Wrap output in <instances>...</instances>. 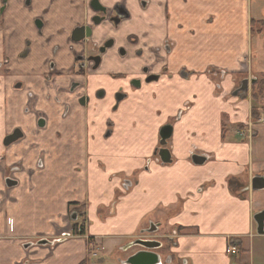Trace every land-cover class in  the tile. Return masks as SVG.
I'll return each mask as SVG.
<instances>
[{
  "label": "crops",
  "instance_id": "0c3cea01",
  "mask_svg": "<svg viewBox=\"0 0 264 264\" xmlns=\"http://www.w3.org/2000/svg\"><path fill=\"white\" fill-rule=\"evenodd\" d=\"M261 21L264 0H151L147 14L136 19V32H146L144 41L155 49L169 40L172 52L137 60L136 79L143 77V65H152L153 73L167 66L168 74L128 90L130 99L116 112L109 101L91 106L76 138L74 122L55 114L46 129H38L36 115L25 112V94L12 89L16 78L31 72L28 81L39 83L29 85L39 93V63L15 62L17 77L10 79L0 74V165L8 170L22 163L10 197L4 196L0 169V264L88 263L92 245L83 237L24 249L42 236L58 238L74 200L87 202L88 236L110 263L119 247L151 224L160 227L158 237L182 228L172 249L181 264H234L232 239L241 256L264 254V235L254 221L264 210V190L252 189L253 179L264 177V107L256 121L254 85L239 91L243 80L264 76ZM11 30H0V62L22 49L19 29L16 48L7 42ZM70 64L61 60L62 67ZM101 86L104 79L92 78L93 89ZM108 121L112 133L105 137ZM166 125L174 128L166 147L170 163L155 156ZM248 126L252 137L241 135ZM15 127L24 129L26 139L6 149L3 140ZM194 156L205 163L194 164ZM40 158L43 169L36 165Z\"/></svg>",
  "mask_w": 264,
  "mask_h": 264
},
{
  "label": "flooded vegetation",
  "instance_id": "af4514ba",
  "mask_svg": "<svg viewBox=\"0 0 264 264\" xmlns=\"http://www.w3.org/2000/svg\"><path fill=\"white\" fill-rule=\"evenodd\" d=\"M150 7L151 0H0V30L13 27L7 42H14L16 48L18 38L22 37L19 42L22 49L13 58L6 56L0 62V74L10 79L17 77L15 62L22 67L32 60L39 63V93L29 85L33 83L28 81L33 78L31 72L16 78L12 86L14 92L25 94V112L29 113L31 109L36 115L38 129H46L55 114V118L62 122L71 119L74 122L70 128L71 136L79 137L85 131L80 120L91 106L109 101L116 112L122 103L130 99L128 90L136 92V88H141L148 80L150 83L158 82L161 75L168 74L167 66L160 73H153L152 65H143L140 67L143 77L136 79L137 60L168 58L172 52L169 40L166 39L161 48L155 49L144 41L146 32H136V19L147 14ZM17 29L22 31L23 36H18ZM37 49L38 54L34 57ZM161 51L165 56L158 55ZM64 58L71 62L70 66H61ZM180 73L183 75L186 72L181 70ZM95 77L104 79V86L93 89L92 78ZM155 77L159 79L155 81ZM107 125L105 137L112 133V122L108 121ZM25 139L24 129L15 127L5 136L3 146L10 149ZM36 165L38 169H43L44 159L40 158ZM0 169L5 178L4 196L10 197L7 191L19 185L16 174L22 170V163L18 162L8 170L0 165ZM8 180L14 184L10 185ZM68 208L66 226L60 230L58 238L42 236L35 242L26 243L24 249L54 247L63 241L83 237L92 245L86 264H125L130 257L145 249L138 244L142 240L160 243L158 249L152 250L160 256V264L183 263L172 254L177 244L174 236L183 231L182 228L173 229L169 236L158 237L160 227L155 226L157 230L150 232L152 224L141 230L140 236L119 247L116 259L110 263L99 254L101 252L94 250V237L88 236L92 222L88 217L87 202L74 200L69 202ZM231 242L238 244L234 239ZM135 247L136 250L129 253ZM127 253L129 255L125 256Z\"/></svg>",
  "mask_w": 264,
  "mask_h": 264
},
{
  "label": "water",
  "instance_id": "95a60500",
  "mask_svg": "<svg viewBox=\"0 0 264 264\" xmlns=\"http://www.w3.org/2000/svg\"><path fill=\"white\" fill-rule=\"evenodd\" d=\"M159 77H155L154 80L157 81ZM257 78L253 79H245L242 82L240 92L247 93L249 90L250 85H254L257 82ZM151 81L148 80L146 84H149ZM141 87V86H140ZM238 91V93H239ZM174 132V128L172 125H166L160 130V148L155 153V156H158L159 159L163 163H170L171 156L169 150L166 148L168 145V141L172 138ZM206 161V158L202 156H194L193 162L196 165H203ZM8 183L11 185L14 182L8 180ZM252 189L254 191L264 190V177H255L252 181ZM254 221L257 225V233L259 235H264V210L257 213L254 216ZM156 225L152 224L150 232H155L157 229ZM143 248V251L135 254L134 256L130 257L125 264H160V256L153 252L152 250L158 249L160 247V243L158 242H151V241H142L138 242ZM236 264V263H235Z\"/></svg>",
  "mask_w": 264,
  "mask_h": 264
},
{
  "label": "rangeland",
  "instance_id": "374dc122",
  "mask_svg": "<svg viewBox=\"0 0 264 264\" xmlns=\"http://www.w3.org/2000/svg\"><path fill=\"white\" fill-rule=\"evenodd\" d=\"M259 81H263L264 80V76H263V78H260V79H258ZM254 90V92L257 90V88H256V86L254 85L253 86V89H252V91ZM254 92H252V93H254ZM259 102H264V93L263 94H261V95H259ZM261 121H263V120H261ZM264 122V121H263ZM122 225V223H118V224H116L115 226L114 225H111L113 228H115V227H119V226H121ZM144 225H147L146 223H142V226H144ZM111 227V228H112ZM105 231V233H108L107 232V230H104ZM132 239V238H131ZM125 245H127V244H125ZM235 245H236V243H235ZM94 250H98V244H97V246H96V244H95V242H94ZM229 246H230V244L228 245V248H229ZM134 250H136V247L135 248H132V249H130L129 250V253H131V252H133ZM228 254L230 255V257L232 258V260H233V262L234 263H240V264H264V254H262L261 256H258V255H252V257H251V255H247V256H241L240 254H239V252L238 253H229L228 252ZM129 254L127 253V254H125V256H128ZM106 257H108L109 259L108 260H111L110 259V257L111 256H106ZM94 260H96V259H94ZM111 262H113V261H111Z\"/></svg>",
  "mask_w": 264,
  "mask_h": 264
},
{
  "label": "trees",
  "instance_id": "16d2710c",
  "mask_svg": "<svg viewBox=\"0 0 264 264\" xmlns=\"http://www.w3.org/2000/svg\"><path fill=\"white\" fill-rule=\"evenodd\" d=\"M255 25V24H254ZM259 32H262L264 30V21L259 22ZM257 88V90L254 92V90L252 92V101H253V111H252V115L253 118L257 121L260 118V109L264 107V102H259V95L264 93V80L263 81H259L257 80V82L254 84Z\"/></svg>",
  "mask_w": 264,
  "mask_h": 264
},
{
  "label": "built area",
  "instance_id": "2783aa9c",
  "mask_svg": "<svg viewBox=\"0 0 264 264\" xmlns=\"http://www.w3.org/2000/svg\"><path fill=\"white\" fill-rule=\"evenodd\" d=\"M246 130H247V133L246 132H241V135L242 136L248 135L249 137H252L253 136V133H254L253 130H252V126H248ZM235 243L236 242H230V246L228 248V252L230 254L231 253H238L239 252L238 244L236 243V245H235Z\"/></svg>",
  "mask_w": 264,
  "mask_h": 264
}]
</instances>
